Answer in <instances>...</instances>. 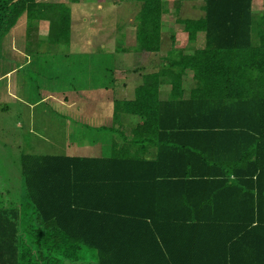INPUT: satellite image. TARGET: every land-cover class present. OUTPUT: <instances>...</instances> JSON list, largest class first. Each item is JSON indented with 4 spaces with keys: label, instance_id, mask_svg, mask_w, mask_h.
<instances>
[{
    "label": "trees",
    "instance_id": "1",
    "mask_svg": "<svg viewBox=\"0 0 264 264\" xmlns=\"http://www.w3.org/2000/svg\"><path fill=\"white\" fill-rule=\"evenodd\" d=\"M138 1L134 54L144 62L162 48L167 9ZM254 2L205 0L203 17L179 15L204 47L174 48L134 98L115 101V118L139 122L109 157L22 156L28 221L0 237L23 247L14 264H264V14ZM24 13L29 27L49 21L52 44L70 43V5L36 0H0V41ZM189 69L196 86L184 98Z\"/></svg>",
    "mask_w": 264,
    "mask_h": 264
},
{
    "label": "rangeland",
    "instance_id": "2",
    "mask_svg": "<svg viewBox=\"0 0 264 264\" xmlns=\"http://www.w3.org/2000/svg\"><path fill=\"white\" fill-rule=\"evenodd\" d=\"M36 1L62 2L70 5L72 9V44L71 41L68 44L65 42L56 45L52 44L48 40L49 21L36 20L33 22V26L29 27L26 13L21 20L19 19L20 21H18L16 25L17 28L12 29L10 33L0 41V89L5 90L7 81L11 80V77H8L9 80H7V75L5 74L9 70L15 69V67L17 68L22 65V63H25L20 69H15V73H13L15 80L17 78L21 80L20 87L25 91V94L29 96V98H26V96L21 93L23 98L26 99L25 101L35 103L33 108L30 109V107L26 106L21 107V104L15 105L4 95L2 96L3 98L0 99V183L3 182V177L15 174L17 166L20 164L22 152L25 150H33L34 148H31L30 145L36 147L37 140H41L39 135L42 133L43 124L36 127L38 130L37 132H31L29 128L25 126L27 120H34L35 113L37 114V122L43 123L45 121L41 112L44 107L53 102V99L46 103L43 101L42 96L45 93L52 95L56 94L62 99L68 98L70 100L73 99L72 96L75 94H83L82 89L75 88L72 85L73 82L81 78V69H76L80 65L75 67L78 57L74 56L68 59L63 57L62 53H70L73 51L78 53L96 52L101 46V49L110 52L109 58H93L86 63L85 60H83V63L89 66V62L99 65V63L108 61L106 67L110 68L111 71V69H117L115 62L121 60L119 58L123 57L124 64H122V67L126 71L129 70L130 74L125 78V81L126 84L131 87L132 85L133 87H137L141 84L143 70L145 72L156 71L160 67L159 64L161 62L160 57H155L154 54L148 57L144 62H142L140 57H135L136 23L141 8V3L138 0H80L78 3L72 0ZM181 2L180 0H165V8H167L169 12L163 16L162 38L165 43L169 42L168 39L171 37L179 38V40L182 41L181 39L187 36V32L182 29L183 25L175 21V18L179 15V13H176L175 8L178 5H182L184 10L182 15L186 16L196 13L198 6L203 4V0H183ZM255 6L254 11L260 12L259 5L255 4ZM38 38H47L48 41L42 42L39 41ZM132 45L135 46L133 50L128 53H122L119 57L115 54L118 47H132ZM85 48L88 50H85ZM15 52L18 53L17 56H14ZM29 52L35 55V60L33 59L31 61V65L26 64L30 59L27 56ZM58 52L61 53L59 56H57ZM39 53H43L44 57L39 58ZM65 59L68 61H65ZM53 68H55V70ZM49 69L56 71V74H61L58 79V87L56 89L51 87L50 90H46L45 88L48 89V86L45 82L48 79L47 72L50 71ZM50 73L55 75L54 72ZM2 75L5 76L1 78ZM26 77H28V79ZM111 78L112 77H110V80H112ZM24 80L27 81L25 85ZM75 89L78 90L77 93H75ZM101 96L103 95H100V97ZM103 99L108 101L107 96H103ZM14 107H16V109H13ZM64 115V112L60 113L58 110L57 117H64ZM75 115L77 119L72 121L75 122L74 126L77 128L75 133L78 134L77 137L75 136V141L77 140L76 143H78L76 146L85 147L93 131H98L96 123H101V121L98 118H95V120L90 117L86 118L84 115L87 114L80 113ZM49 116L56 117L53 116L50 111ZM70 116L74 115L70 114ZM19 121L25 125L23 128L21 125L17 124ZM31 126L33 130L34 124ZM103 128L106 129L107 127ZM88 129L92 130L91 134H89L90 131ZM105 131H107V129ZM21 142L23 145H21ZM26 146H28L29 149H26ZM85 151V148H82L79 152L85 153ZM86 251L88 257H94L92 249H86ZM70 264L79 263L70 262Z\"/></svg>",
    "mask_w": 264,
    "mask_h": 264
},
{
    "label": "crops",
    "instance_id": "3",
    "mask_svg": "<svg viewBox=\"0 0 264 264\" xmlns=\"http://www.w3.org/2000/svg\"><path fill=\"white\" fill-rule=\"evenodd\" d=\"M181 1L183 0H180V2ZM204 4H205V0H203V4L198 6V10H196V13H192L186 16L182 15V12L184 11L182 5H178L175 8V11L176 13H179V15L181 13L180 15L181 18L199 19L205 15ZM255 4L259 5L260 12L254 11L256 7ZM253 11L256 15L264 14V0H255ZM167 13H169L168 10H166L164 14ZM179 15L175 18L176 22H178L177 18L179 17ZM24 16L25 13L21 16L20 20ZM40 21H46V20L41 19ZM181 25H183L182 29L185 30L184 24ZM15 28L17 27L15 26L13 29ZM38 39L39 41L42 42L48 41L47 38H38ZM168 40L169 42L167 43H165L164 40H162L161 50L157 53H153L155 57L157 56L160 57V61L162 58L168 56V54L171 51H173L174 48L182 50L184 55H190L193 54L196 50L202 49L205 44V37L203 32L199 33V35L195 39H190L187 33V36H184L181 39L182 41H180L179 38L176 37H171ZM121 47L126 48V46H121ZM118 48L115 53L118 57L121 56L122 53L129 52L122 50V48L121 49ZM85 50L88 49L85 48ZM60 54L61 53L58 52L57 56H59ZM17 55L18 53L15 52L14 56ZM62 55L63 57L68 59H71L74 56L78 57L75 67L80 65L76 69H81V78L78 81H75L72 78L75 81L72 83V85L75 88L82 89L83 94H79V95L75 94L72 96L73 99L69 100L68 98L62 99L59 95L56 94L52 95V94L43 93L44 95L42 96L43 97L42 99L44 102L47 103V101H51V99H53V102L48 104V106L44 107L43 111L41 112V115L44 117L45 121L43 123L37 122L36 120L37 114L35 113L34 120H27L26 126L20 121L17 123L18 125H21L22 128L24 126L29 128L31 132L32 131L37 132L38 130L36 129V127L40 124H43V129H42V133H40L39 135L41 140H37L36 147L30 145L31 148H34L33 150H29V151L25 150L22 152L20 156V164L19 166H17V170L15 174L12 176L3 177L2 178L3 182L0 183L1 184L0 237H2V234L9 236H11L12 234L14 235V229L16 227L18 229L19 225L23 226V224H25L24 223L25 220L28 221V218L23 217V210L25 204V199L23 196V188H22L23 179H22V171H21V160L23 155L39 154V155H61V156H89V157H99V158L109 157L113 151L114 143L117 142L119 147L120 145H124V141H125L124 137L129 136V138H131V132L139 122V118L136 115H128L126 113H122L120 114V116H118V118H115V101L120 99H128V98L132 99L135 97L136 87H133V85L132 87L127 85L125 81V78L130 74H129V70L126 71L122 67V64H124L123 57L119 58L121 60L119 61L117 60L115 62V65H117L116 66L117 69L116 70L111 69L110 71V68L106 67L108 61L99 63V65L92 64L89 62V66L83 63V60H85L86 63L88 60L90 61L93 58L96 59L109 58L110 52L104 51L103 49H101V46L96 50V52L93 51L90 53H83V52L78 53L73 51L70 53H62ZM27 56L30 59L29 62L26 64L31 65V61L33 59L35 60V55L29 52ZM40 57H44L43 53H39V58ZM65 61L68 60L65 59ZM24 64L22 63V65H20L17 68L20 69ZM17 68L15 67V69ZM15 69L13 68L5 74L7 75V80H9L8 77H11V80L7 81V87L5 90L0 89V99H2L3 98L2 96L4 95L15 105L21 104V107L26 106L32 109L35 103H30L29 101L26 102L25 101L26 99L23 98V95L21 93H23L26 96V98H29V96H27L25 94V91L21 89L20 87L21 80H18L19 78L15 80L14 77ZM46 69L48 70L47 67ZM53 69L55 70V68ZM54 70L51 69L50 71L47 72L48 79L46 80L45 84L48 86V89L45 88L46 90H50L51 87H54V89H56L59 85L58 79L61 73L56 74V71ZM50 72H54L55 75H52ZM145 73H150V72H145L143 70L142 75ZM5 75H2L1 78ZM50 75L53 77H51ZM193 76H194V72L191 69L187 70L184 75V79H183L184 82L182 86L184 98H188L192 92V89L196 86ZM110 77H112L111 78L112 80H110ZM26 78L28 79V77ZM25 82L27 81L24 80V85ZM171 91H172L171 84L166 82L161 84L159 87L160 98L162 100H167L170 97ZM77 92L78 90L75 89V93ZM100 95L107 96L108 101H105L106 99H103V96L100 97ZM13 109H16V107H14ZM58 110L60 113L64 112L65 114L64 117H57ZM49 111L53 116L56 117L49 116ZM80 113L87 114L84 115L86 116V118L90 117L91 119L94 120L95 118H98L101 121V123H96L98 131L96 132L93 131L85 147L76 146L78 143H76L77 140L75 141L76 139L75 136L77 137L78 134L75 133L77 128H75L76 126H74L75 122L72 121L77 119L75 114H80ZM70 114H73L74 116H70ZM32 124H34L33 130H32L33 127L31 126ZM103 127H107L106 128L107 131H105L106 129ZM88 130L90 131L89 134H91L92 130L91 129ZM82 133L84 134L83 131ZM21 145H23L22 142ZM82 148L83 149L85 148L86 150L85 153L79 152L82 150ZM26 149H29L28 146H26ZM154 153H155L154 148H149L146 155L152 157ZM20 248L23 249L22 246L15 249V246L12 244H6V245L0 244V264H14L12 254L16 250L19 251Z\"/></svg>",
    "mask_w": 264,
    "mask_h": 264
},
{
    "label": "water",
    "instance_id": "4",
    "mask_svg": "<svg viewBox=\"0 0 264 264\" xmlns=\"http://www.w3.org/2000/svg\"><path fill=\"white\" fill-rule=\"evenodd\" d=\"M17 1H19V0H14V2H17Z\"/></svg>",
    "mask_w": 264,
    "mask_h": 264
}]
</instances>
